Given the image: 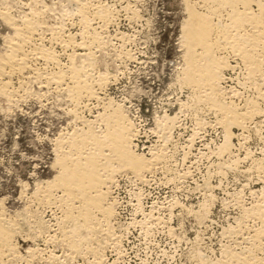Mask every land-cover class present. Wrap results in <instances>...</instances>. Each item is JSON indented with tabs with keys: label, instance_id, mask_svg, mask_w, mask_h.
<instances>
[{
	"label": "bare ground",
	"instance_id": "6f19581e",
	"mask_svg": "<svg viewBox=\"0 0 264 264\" xmlns=\"http://www.w3.org/2000/svg\"><path fill=\"white\" fill-rule=\"evenodd\" d=\"M22 1H24L23 8L18 14L15 12L16 15L13 14V10L11 12L7 2L6 4L3 1L4 5H0V18L11 30L9 35L2 38L0 97L10 105L15 102V98L17 100L22 94L25 96L22 91L28 90L31 83L38 84L37 90L41 91V95L50 87L57 90L55 94L58 92L59 95L63 89L65 100L73 107L70 111L73 114L72 122L81 124V127H76L77 129L67 135L63 134L64 137L60 134L61 138H59L58 135V149L54 163L58 169L57 174L52 181L46 183V191L40 188L37 197L34 198L41 206L53 204L56 208L53 209L59 213L55 220L60 231L57 240L59 239L58 245L67 251L65 258L68 260V262L61 260L62 263L59 264H72L77 257H84L85 264H98L102 259L101 252L111 246L115 249L119 248L117 242L120 236L112 231L113 220L116 219H114L116 204L115 197L111 195V188L120 176H128L139 183L148 182L149 174L156 169L164 168L169 163H166L167 156L161 150L166 143L161 145V149L155 145L159 148L158 152H154V148L148 149L149 158L134 153L137 131L133 121L124 114L121 105L114 104L115 102H111L103 93L111 81V74L97 70L101 64L97 52L105 54L107 51V42L103 34L108 30L106 28L110 26V21L113 23L115 18H113L114 12L104 5L105 3L99 0L95 3H89L87 0H52V5H47L42 0ZM182 2L186 15L180 28L179 45L183 53L177 71V83L181 90H186L190 103L187 107L190 108L193 116L198 117L204 112L211 116V120L203 122V125L212 122L221 130L222 149L218 146L221 152L217 150L220 155L227 152L231 157L232 151L229 147H231L233 127L241 132L240 137L250 130H264V0H182ZM65 3L73 8L69 7V11L64 10L63 8L67 6ZM71 19L75 20L79 27L76 35L68 34V30L66 32L65 29L68 20ZM119 38V40L123 39V34H120ZM120 53V55L124 54L125 58L129 57V53L123 51ZM64 55L66 58L63 57ZM62 57L66 59L65 62H62ZM233 75L235 76L232 77ZM229 81L233 86L226 85ZM14 84L17 87H14ZM19 89L22 90L20 95ZM46 92L43 97L47 96ZM25 93L27 95V92ZM245 93L247 95H244ZM236 98L243 101V104L236 103ZM92 104L97 107L101 105V111L96 113L93 121H87L88 119L86 120L79 111ZM175 119L172 117L174 123ZM166 121L169 122V118ZM166 123L159 125L157 122L158 127L161 126L160 129ZM195 125L198 127L199 124ZM167 130L155 131L163 142L171 141L168 139L171 132ZM222 150L226 151L222 152ZM247 153L245 151V154ZM247 157L249 156L245 155V158ZM238 162L240 163L241 160ZM261 162L258 160L251 162L250 170L264 183V166ZM235 166L233 163H228L226 168L235 170ZM235 202L241 211V218L232 231L226 232L233 236L234 242L239 239L235 242L237 247L226 246L223 259L216 263H209L199 255V264H264V258L259 255L264 240V192H259L256 200L247 207H244L239 199ZM28 207L25 209L28 210ZM1 209L0 264L37 263L36 260L41 257L42 249H28L21 254L14 244L13 235L18 225L16 217L14 219L13 216H7ZM53 214L56 215L55 212ZM150 220L153 223L160 221L159 218L151 215ZM36 229L40 235L41 227ZM54 235L50 238L53 239ZM46 237L48 236H45V239ZM48 240L51 239H47V242ZM47 242L45 243L48 244ZM47 257L50 262L56 261L54 254Z\"/></svg>",
	"mask_w": 264,
	"mask_h": 264
},
{
	"label": "rangeland",
	"instance_id": "374dc122",
	"mask_svg": "<svg viewBox=\"0 0 264 264\" xmlns=\"http://www.w3.org/2000/svg\"><path fill=\"white\" fill-rule=\"evenodd\" d=\"M3 1L9 4L14 15L23 8L22 0H0V5H4ZM42 1L52 5V0ZM90 1L87 0L89 3L97 0ZM99 1L105 3L115 17L103 34L107 51L105 54L97 52L101 60L97 70L111 74V81L102 91L111 102L121 105L124 114L133 121L137 131L134 153L149 158L148 149L154 148L156 152L166 143L160 149L167 156L166 163H169L165 165L167 168L156 169L149 174L146 183L135 182L128 176L117 178V183L111 188L117 214L112 231L120 236L117 242L119 248L111 246L101 252L102 259L98 264H199L201 256V259L209 263H216L223 259L227 247H237L235 242L239 241L237 239L234 242L233 236L227 234L241 218L236 199L247 207L256 200L259 192H264V183L250 170L254 160L262 161L264 166V130H250L240 137L241 132L233 127L229 147L232 156L229 157L227 152L220 155L218 146L223 142V133L212 122L203 125V122L211 120V116L206 112L201 117L190 113L186 90H181L177 83V71L183 53L179 45L180 28L186 15L182 0ZM69 7L73 8L67 5L63 9L69 11ZM71 21L68 20L65 26L66 32L68 30V34L76 35L79 32L78 24L73 19ZM10 33L11 30L0 18V51L2 38ZM120 34L124 37L121 40ZM119 50L129 53L128 58L130 55L131 58L120 55ZM63 57L66 58V55ZM63 57L62 62H65ZM31 84L28 90L23 89L27 95L19 89V95L23 92L27 98L22 94L17 100L14 99V105H8L0 97V208L7 216L16 217L18 225L13 235L14 244L21 254L28 249H42L41 257L38 258L40 260L37 259L34 264H59L68 262L65 258L67 251L58 245L57 240L60 231L55 220L59 213L53 204L41 206L34 197H37L40 188L46 191V183L57 174L58 169L54 163L59 138L71 133L76 127L80 128L81 124L72 122L73 114L70 111L73 107L65 100L63 89L60 95L58 92L55 94L57 90L53 87L50 90L44 89L47 96L43 97L44 90L41 95V91L37 90L38 84ZM226 85L233 86L231 81ZM14 87L17 85L14 84ZM236 99V103L243 104V101ZM90 106L79 111L87 121H93L96 113L101 111V105ZM88 108L92 110L87 111ZM172 117L176 118L175 123ZM168 118L169 122L166 121ZM156 121L159 125L166 123L165 129L163 126L160 129ZM195 124H199L198 127ZM167 129L171 132L168 138L171 141L163 142L155 131ZM245 151L249 152L248 155ZM245 155L249 157L245 158ZM228 163L235 164L236 169L226 168ZM27 207L28 210L25 209ZM150 215L159 218V223L151 222ZM39 227L44 235L36 231ZM51 235H54V240L50 238ZM45 236L48 237L45 239ZM47 239L51 240L47 242ZM49 252L56 256L57 262L47 259L51 255ZM259 255L264 258V240ZM83 258H74L72 264H85Z\"/></svg>",
	"mask_w": 264,
	"mask_h": 264
}]
</instances>
